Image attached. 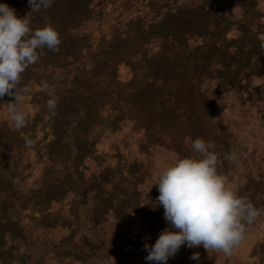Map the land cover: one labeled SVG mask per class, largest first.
I'll use <instances>...</instances> for the list:
<instances>
[{
	"label": "rangeland",
	"instance_id": "rangeland-1",
	"mask_svg": "<svg viewBox=\"0 0 264 264\" xmlns=\"http://www.w3.org/2000/svg\"><path fill=\"white\" fill-rule=\"evenodd\" d=\"M0 4L19 18L31 11L29 0ZM29 19L33 30L53 24L61 44L22 74L26 127L9 119L14 97L0 99V264H149L144 244L168 227L158 175L207 141L184 120V101L161 114L165 53L211 76L210 112L241 126L234 144L215 141L238 160L219 171L264 209V0H55ZM167 264H264V211L231 257L183 245Z\"/></svg>",
	"mask_w": 264,
	"mask_h": 264
},
{
	"label": "clouds",
	"instance_id": "clouds-1",
	"mask_svg": "<svg viewBox=\"0 0 264 264\" xmlns=\"http://www.w3.org/2000/svg\"><path fill=\"white\" fill-rule=\"evenodd\" d=\"M54 2L29 0L31 11L24 18H19L9 5L0 4V99L5 95L14 97L7 105L9 119L17 130L27 125L22 104L30 88L20 86L22 74L44 54L45 48L58 53L61 44L60 33L53 24L33 30L29 17L33 12L47 11ZM42 86L49 88L47 82ZM48 95L46 107L54 117L58 98L52 92ZM24 141L26 148L35 146L27 135ZM216 147L214 141L198 137L191 142L193 155L177 158L160 171L155 203L164 209L163 219L168 227L154 245L144 244L149 264H167L183 245L189 249L202 246L208 254L217 252L231 257L264 211L228 186V177L221 174L219 166L224 161L229 165L237 163V154L217 153ZM199 258L198 252L190 257L197 261Z\"/></svg>",
	"mask_w": 264,
	"mask_h": 264
},
{
	"label": "trees",
	"instance_id": "trees-1",
	"mask_svg": "<svg viewBox=\"0 0 264 264\" xmlns=\"http://www.w3.org/2000/svg\"><path fill=\"white\" fill-rule=\"evenodd\" d=\"M157 65L159 82L164 93L161 105L164 108L161 109V114L166 116L168 111H171L169 109L176 107L178 101H184L183 118L193 131L200 132L207 141L215 142L226 139L234 144L235 131L240 130L241 126H232V124L223 126L222 111L216 109L215 113L210 112L211 109L207 101L213 98L211 90L214 88L211 76L202 71L200 65L194 60L189 62L181 54L165 53L160 57V62ZM113 90L115 93L118 92L117 88H113ZM241 119L244 120V116ZM141 144V146H147L144 142ZM158 147L165 148L159 144L146 148L150 150Z\"/></svg>",
	"mask_w": 264,
	"mask_h": 264
}]
</instances>
